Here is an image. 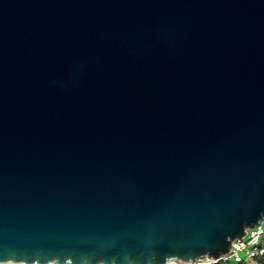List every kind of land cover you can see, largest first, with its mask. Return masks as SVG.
<instances>
[{
    "label": "water",
    "instance_id": "obj_1",
    "mask_svg": "<svg viewBox=\"0 0 264 264\" xmlns=\"http://www.w3.org/2000/svg\"><path fill=\"white\" fill-rule=\"evenodd\" d=\"M264 218V0H0V262L193 264Z\"/></svg>",
    "mask_w": 264,
    "mask_h": 264
},
{
    "label": "built area",
    "instance_id": "obj_2",
    "mask_svg": "<svg viewBox=\"0 0 264 264\" xmlns=\"http://www.w3.org/2000/svg\"><path fill=\"white\" fill-rule=\"evenodd\" d=\"M260 222H264V218L261 219L258 223ZM262 230H264V223L260 224L256 228H248L244 237L237 238L232 242V244H242L243 247L239 248L238 250H231L227 254L225 260H222V256H220L219 258H213L209 256L205 257L210 258L212 261H214V263L221 262L223 264H244L248 259L264 262V234H260ZM257 235L258 242L253 243V241L257 239ZM237 257H239V259H237ZM201 259L202 258L197 259L193 264H198V261H200ZM1 264L12 263L3 262Z\"/></svg>",
    "mask_w": 264,
    "mask_h": 264
},
{
    "label": "clouds",
    "instance_id": "obj_3",
    "mask_svg": "<svg viewBox=\"0 0 264 264\" xmlns=\"http://www.w3.org/2000/svg\"><path fill=\"white\" fill-rule=\"evenodd\" d=\"M262 223H264V222H260L258 224H255L254 223L250 228H256V227H258ZM260 234H264V230H262V232ZM256 242H258V235H257V239L254 240L253 243H256ZM242 247H243L242 244L237 245L236 243H233L229 251H231L233 249H237L238 250L239 248H242ZM226 256H227V253L226 254H223L222 255V260H225L226 259ZM237 259H239V257H237ZM169 264H171V262H169ZM198 264H214V261H212L208 257H204L200 261H198Z\"/></svg>",
    "mask_w": 264,
    "mask_h": 264
},
{
    "label": "rangeland",
    "instance_id": "obj_4",
    "mask_svg": "<svg viewBox=\"0 0 264 264\" xmlns=\"http://www.w3.org/2000/svg\"><path fill=\"white\" fill-rule=\"evenodd\" d=\"M214 264H223L221 262H215ZM244 264H264V262L258 260H250L248 259Z\"/></svg>",
    "mask_w": 264,
    "mask_h": 264
},
{
    "label": "bare ground",
    "instance_id": "obj_5",
    "mask_svg": "<svg viewBox=\"0 0 264 264\" xmlns=\"http://www.w3.org/2000/svg\"><path fill=\"white\" fill-rule=\"evenodd\" d=\"M3 263V262H0V264ZM12 264H35V263H13L11 262ZM171 264H179L177 262H172Z\"/></svg>",
    "mask_w": 264,
    "mask_h": 264
}]
</instances>
